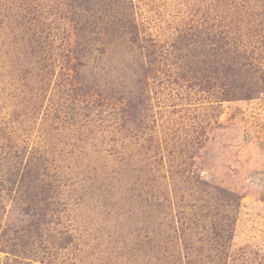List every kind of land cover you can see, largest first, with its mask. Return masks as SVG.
I'll return each instance as SVG.
<instances>
[{
  "label": "rangeland",
  "instance_id": "obj_1",
  "mask_svg": "<svg viewBox=\"0 0 264 264\" xmlns=\"http://www.w3.org/2000/svg\"><path fill=\"white\" fill-rule=\"evenodd\" d=\"M226 35L264 76V0H0V264H264Z\"/></svg>",
  "mask_w": 264,
  "mask_h": 264
},
{
  "label": "trees",
  "instance_id": "obj_2",
  "mask_svg": "<svg viewBox=\"0 0 264 264\" xmlns=\"http://www.w3.org/2000/svg\"><path fill=\"white\" fill-rule=\"evenodd\" d=\"M227 36L228 35L214 42L215 47L212 48V54H211V56L213 57L212 62H214V59H217V56L220 55L222 56L225 55L226 58L230 56L233 57L232 63H236L237 68H239V70L247 72L249 76L245 75V77L242 78L243 80L234 79V81H229L230 82V84L228 85L229 89L226 90V93L229 91L230 93H232L234 97L238 96L241 99L242 98L250 99L255 93V91H258L259 85L262 86V84H264V76L255 75L256 73H258V71L256 70L257 66L255 65V63L251 62L250 60L251 57L250 54L254 53V51L253 50L249 51V55H248L247 50H243L242 48H236L233 46L231 47L228 46V44L224 42V40L227 39ZM222 42H224V46H222ZM231 69L232 67H229L227 71L232 72ZM224 77L227 78V76ZM253 77L258 79L254 80ZM248 78L250 79L247 80ZM261 88H263V86ZM223 96H225V91L223 92Z\"/></svg>",
  "mask_w": 264,
  "mask_h": 264
}]
</instances>
